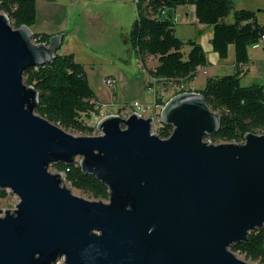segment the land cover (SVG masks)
I'll list each match as a JSON object with an SVG mask.
<instances>
[{"label": "water", "instance_id": "95a60500", "mask_svg": "<svg viewBox=\"0 0 264 264\" xmlns=\"http://www.w3.org/2000/svg\"><path fill=\"white\" fill-rule=\"evenodd\" d=\"M223 20V19H222ZM0 11V264H254L231 246L264 229V134L213 144L220 116L184 92L153 118L109 115L76 136L37 114L26 68L51 62L60 34L32 42ZM79 158V160H78ZM108 188L107 201L76 196L53 164L76 163Z\"/></svg>", "mask_w": 264, "mask_h": 264}, {"label": "trees", "instance_id": "16d2710c", "mask_svg": "<svg viewBox=\"0 0 264 264\" xmlns=\"http://www.w3.org/2000/svg\"><path fill=\"white\" fill-rule=\"evenodd\" d=\"M52 1V0H46ZM36 0H0V11L14 28L31 27L36 17ZM192 5L198 23L212 27L210 45L220 59H225L228 47H234V73L208 78L199 90L212 112L220 116L217 132L205 137L213 144L240 143L246 133L264 134V89L260 85L241 86L248 62V48L264 35V26L253 11L235 9L232 0H137L136 19L128 33L129 44L136 52L142 68L157 78L191 80L198 67L208 65L202 46L188 42L189 52H182L183 41L175 34V9ZM232 15V22L225 19ZM223 19V20H222ZM50 35L33 34L36 43H48ZM147 57L157 59L154 70H147ZM23 82L38 94L35 112L59 127L82 136L97 134L95 126L87 123L98 116L97 98L89 85L86 71L72 54L56 53L43 66L29 67L23 72ZM171 128L160 125L157 136L165 139ZM51 167L63 174L72 188L89 195L93 200H107L108 188L91 174L81 171L78 162ZM1 192V191H0ZM246 260L264 264V229L251 231L245 242L231 246Z\"/></svg>", "mask_w": 264, "mask_h": 264}, {"label": "crops", "instance_id": "0c3cea01", "mask_svg": "<svg viewBox=\"0 0 264 264\" xmlns=\"http://www.w3.org/2000/svg\"><path fill=\"white\" fill-rule=\"evenodd\" d=\"M232 1L235 9L253 11L256 15L257 22L264 26V19L260 18V15H264V0ZM112 5L115 7L109 8ZM35 6V22L29 28L33 34H47L50 36L60 34L59 54H72L76 60V55L72 51L64 49V45L67 42L66 38L70 36L83 47L84 52L95 55V58L98 55L99 59L103 60L106 64H113L115 70L105 77V79H114L115 86H106L104 80L101 82L102 87H107L105 91H102L99 87L100 92L103 94V101L101 103L95 89L91 87L96 95L98 104H109L110 111L107 110L108 113L118 114L119 112L120 114V107L122 105H127L135 100L142 101L147 105H151L155 101V97L148 94L144 87V81L150 74L144 67L142 68L139 58L130 46L128 40V33L131 26L129 24L137 16L135 3V13L129 5L127 6V2L123 0H36ZM105 16H114V18L112 20L111 18L110 20H105ZM174 18H176L174 21L175 24L181 22L193 25L195 32L191 37L192 39L188 40V42L194 41L199 43L197 39L198 34L205 35L207 38L209 51H207L206 56L208 65L198 67L196 75L200 73L209 78H216L224 74L234 73V47H228V58L226 57L228 60L226 58L220 59L212 51L210 45L213 31L212 27L197 22L192 5L178 6L175 9ZM79 20L80 22H78ZM232 20V15H229L225 19L226 22H232ZM56 22H58L56 27L49 25L52 23L55 24ZM106 27L112 28L113 33L103 32ZM104 35H107V38H109L108 48L98 50L97 45L90 42L88 44L91 45L92 43L93 45L89 46L84 40V36H90L94 40L93 42H98L105 37ZM156 65V58H146L145 66L147 70H154ZM245 65L247 68L240 77V85L246 87L257 84L264 89V38L258 46L254 44L248 48V62ZM209 67H212V70H208ZM86 75L89 82L87 71ZM201 79L194 76L186 82L195 92H199L206 82L205 78Z\"/></svg>", "mask_w": 264, "mask_h": 264}, {"label": "rangeland", "instance_id": "374dc122", "mask_svg": "<svg viewBox=\"0 0 264 264\" xmlns=\"http://www.w3.org/2000/svg\"><path fill=\"white\" fill-rule=\"evenodd\" d=\"M107 1H111V0H107ZM123 1L127 2V6L129 5L131 10L134 11V13H135L134 0H123ZM110 7L114 8L115 6L112 5V6H109V8ZM110 18L112 20L114 18V16H111V17L105 16L104 17L105 20H108V19L110 20ZM260 18L264 19V15H260ZM78 22H80V20ZM132 22H133V20L130 22L129 25H131ZM49 25L56 27L58 25V22H56L55 24L52 23ZM204 27H206V26H204ZM63 29H65V28H63ZM174 30H175L176 36L181 41H183V43H184L183 47H182V52L186 55L190 50L188 40H191L192 35H194V32H195L194 27H193V25L184 24V23L179 22V23L175 24ZM103 32L111 34V33H113V29L110 27H106V29H104ZM84 34H86V33L84 32ZM107 35H104L105 37L101 41H98V42H93L94 40H92V38L90 36H88V37L84 36V38H85L84 40L87 44L90 42L94 43V45H97V49L99 50L101 48H108L109 47L108 46L109 45L108 44L109 38H107ZM197 39L199 42L198 44H200L202 46L204 52L207 55V51H209V50H208V42H207L206 36L198 34ZM66 40H67V42L64 45V49H68L69 51H72V53H74L76 55L75 61L80 63L83 66L84 70L87 71V73L89 75V83H90L89 85H91L90 87H93V89H95L96 94L98 95V98H99L100 103H101V101H103V94L100 92L99 87L101 88L102 91L106 90L107 87H102L101 82L103 80H105V77H107L110 73H112L113 70H115V67L113 66V64H106L103 60L99 59L98 55H96L97 57L95 58V55H91V54L84 52L83 47L79 43H77L74 39H72V37L67 36ZM92 43H91V45H93ZM88 45L91 46L90 44H88ZM208 56H209V53H208ZM93 58H95V59H93ZM212 65H214V64H212ZM211 68L212 67H209L208 70H212ZM195 76L199 79L205 78L207 80L209 78L208 76H207L208 77L207 78L206 76H203L200 73L195 75ZM103 105H107L108 108L104 107V109H107L108 111H110L109 104H103ZM99 120H100L99 116H92L90 120H87V123L91 126L96 127V124ZM66 131L72 135L82 136L80 133L73 132L71 130H66ZM78 160H79V158H78ZM49 171L52 173H56V170H54L51 166L49 167ZM64 185L66 187L70 188L74 195L82 197V198L87 199V200H93L89 195L84 194L81 191H78V190L72 188L67 182H64ZM103 201L106 202L107 200H103ZM18 202H19L18 197L15 196L9 189L2 190L0 192V210H14L16 208V205L18 204ZM0 216H3V214H1ZM230 250L239 259L245 260L247 262H251L250 260H246L240 253L234 252L231 248H230ZM62 262H63V260L60 259L59 264H62ZM251 263L260 264L258 262H251Z\"/></svg>", "mask_w": 264, "mask_h": 264}, {"label": "built area", "instance_id": "2783aa9c", "mask_svg": "<svg viewBox=\"0 0 264 264\" xmlns=\"http://www.w3.org/2000/svg\"><path fill=\"white\" fill-rule=\"evenodd\" d=\"M134 3L136 4L137 0H134ZM175 20L176 18H174V21ZM263 38L264 37L262 36L260 40L255 44V46H258ZM32 42L35 44H39L36 43L35 40H32ZM240 67L243 70H246L247 68L245 64H241ZM104 84L106 86L113 87L115 86V80L112 78H106L104 80ZM144 87L148 94L155 97V101L151 105H147L146 103L138 100L132 101L127 105H122L120 107V114L118 112V114L116 115L125 118L132 113H135L138 116L144 118L151 117L153 118L151 133L156 135L158 133V127L161 125L159 122V113L163 105L177 94L184 92H195L191 87L188 86L187 82L184 80H167L165 78H157L151 74L144 81ZM104 107L107 108V105L98 104V106L96 107L100 119L105 116L114 115L110 112L108 113L107 109H104ZM240 143H243V139Z\"/></svg>", "mask_w": 264, "mask_h": 264}]
</instances>
